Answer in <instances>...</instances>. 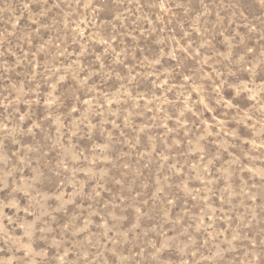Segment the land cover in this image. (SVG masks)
Here are the masks:
<instances>
[{
    "label": "rangeland",
    "instance_id": "1",
    "mask_svg": "<svg viewBox=\"0 0 264 264\" xmlns=\"http://www.w3.org/2000/svg\"><path fill=\"white\" fill-rule=\"evenodd\" d=\"M0 264H264V0H0Z\"/></svg>",
    "mask_w": 264,
    "mask_h": 264
}]
</instances>
